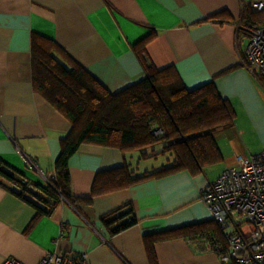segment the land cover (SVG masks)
<instances>
[{"label":"crops","instance_id":"obj_1","mask_svg":"<svg viewBox=\"0 0 264 264\" xmlns=\"http://www.w3.org/2000/svg\"><path fill=\"white\" fill-rule=\"evenodd\" d=\"M250 1L0 0V264H38L53 251L85 254L87 264H221L217 251L192 235H154L211 220L200 195L226 165L148 176L92 196L97 172L127 163L132 176L142 175L169 159L140 171L137 151L82 143L68 160L71 199L36 216L18 195L49 209L53 200L42 187L55 176L71 130L34 88L31 38L53 39L112 93L145 76L143 61L149 71L174 68L187 90L211 82L236 114L226 126L243 133L264 117V83L244 65L250 31L264 22ZM221 128L212 135L222 163ZM121 206L136 221L112 232L103 216Z\"/></svg>","mask_w":264,"mask_h":264},{"label":"trees","instance_id":"obj_2","mask_svg":"<svg viewBox=\"0 0 264 264\" xmlns=\"http://www.w3.org/2000/svg\"><path fill=\"white\" fill-rule=\"evenodd\" d=\"M260 16L264 19V13L260 12ZM31 50L34 88L71 123L61 155L55 162V176L49 185L42 187L53 200L49 209L38 207L23 192L18 194L37 208L36 216L47 214L61 197L71 199L68 160L82 143L116 147L125 152L137 151L139 159L159 154L169 156V164L142 175L132 176L127 163L97 172L92 182V196L124 188L148 176L166 175L181 169L198 171L221 160L212 132L231 123L234 116L229 102L219 95L211 82L187 90L174 68L149 71L143 61L145 76L112 93L53 39L33 34ZM155 143H161L159 148H153ZM103 221L112 227V232H117L133 225L136 219L130 207L123 212L121 206L105 214ZM173 234L192 235L198 242L211 240L225 246L213 219L154 236L161 239Z\"/></svg>","mask_w":264,"mask_h":264},{"label":"built area","instance_id":"obj_3","mask_svg":"<svg viewBox=\"0 0 264 264\" xmlns=\"http://www.w3.org/2000/svg\"><path fill=\"white\" fill-rule=\"evenodd\" d=\"M255 12L264 13V0H251ZM245 67L264 76V22L250 31ZM158 130L155 132L157 133ZM201 200L218 224L225 246L209 240L221 264H264V151L236 158L201 192ZM1 264H24L6 258ZM38 264H87L85 254L48 252Z\"/></svg>","mask_w":264,"mask_h":264},{"label":"rangeland","instance_id":"obj_4","mask_svg":"<svg viewBox=\"0 0 264 264\" xmlns=\"http://www.w3.org/2000/svg\"><path fill=\"white\" fill-rule=\"evenodd\" d=\"M244 43H246V39H244ZM255 74H257L259 79L264 83V77L260 75L258 71H255ZM234 114L235 112H233V116ZM257 116L258 117L254 121L255 124H252L250 128H244L245 130L243 131V133L240 132L241 130H243L241 126L240 128H235L234 130H231L230 126H222V128L220 129L221 132L219 133L221 136V142L219 143L221 149L224 152V159L222 163L219 162L211 165H216L214 167L218 169H220V166L224 167L225 165L227 167H231L236 164V158L238 156L264 151V117L262 118L261 115ZM234 121L236 122V119H233L232 122ZM160 144L161 143H155L152 146L153 148L157 149L159 148ZM168 157L169 156L159 154L157 157H152L150 159L135 158L134 162L135 164H138L139 170L141 171L151 165L156 168L157 166L159 167L162 164H166ZM207 211L209 217H212L211 212L208 209Z\"/></svg>","mask_w":264,"mask_h":264}]
</instances>
